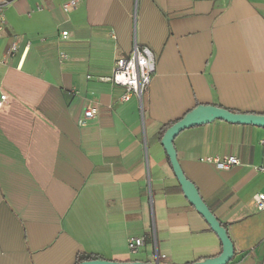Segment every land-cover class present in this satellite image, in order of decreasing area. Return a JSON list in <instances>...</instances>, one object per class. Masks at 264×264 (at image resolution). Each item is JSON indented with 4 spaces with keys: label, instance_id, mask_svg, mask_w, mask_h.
<instances>
[{
    "label": "crops",
    "instance_id": "0c3cea01",
    "mask_svg": "<svg viewBox=\"0 0 264 264\" xmlns=\"http://www.w3.org/2000/svg\"><path fill=\"white\" fill-rule=\"evenodd\" d=\"M64 1L0 0V264L217 255L220 239L184 196L158 131L200 103L264 113V0H77L70 12ZM134 44L155 55L141 105L98 78ZM86 105L96 114L83 120ZM263 137L264 127L215 119L173 140L233 243L227 264L264 262V209L252 203L264 193ZM208 155L239 163L219 169Z\"/></svg>",
    "mask_w": 264,
    "mask_h": 264
},
{
    "label": "water",
    "instance_id": "95a60500",
    "mask_svg": "<svg viewBox=\"0 0 264 264\" xmlns=\"http://www.w3.org/2000/svg\"><path fill=\"white\" fill-rule=\"evenodd\" d=\"M220 119L230 123L252 124L264 127V113L238 112L215 104H197L185 112L180 118L165 129L161 136V144L168 156L174 175L187 200L196 211L204 218L209 227L216 233L221 242V251L211 257L188 263H166L160 262L158 255L152 261L141 260H110L105 258H94L82 260L75 264H227L233 255V243L227 234L226 228L220 223L214 213L201 198L196 186L183 173L176 156L174 148V137L183 129Z\"/></svg>",
    "mask_w": 264,
    "mask_h": 264
},
{
    "label": "built area",
    "instance_id": "2783aa9c",
    "mask_svg": "<svg viewBox=\"0 0 264 264\" xmlns=\"http://www.w3.org/2000/svg\"><path fill=\"white\" fill-rule=\"evenodd\" d=\"M77 5V0H66L62 3L63 11L70 12ZM5 20L1 9L0 3V30L4 28ZM63 37L68 36V31H61ZM16 50L15 42H12L7 48V53L12 55ZM65 57L63 53H59V58ZM155 71V55L151 48L147 45L134 44L131 51L126 57H121L115 60L111 73L107 77H98L101 80H108L114 84L124 87V92L120 96L121 100H128L134 95L142 104V97L147 88L152 75ZM89 77V76H88ZM7 101V94L0 91V109L4 102ZM96 114V107L92 105L84 106L82 118L90 119ZM260 144L264 145V137L260 139ZM202 160L213 163L219 169H228L233 165L239 163V159L234 155L223 156H205ZM257 170L264 173V166L258 165L255 167ZM252 203L257 209H264V193L259 192L253 195ZM144 244L143 236H130L127 239L128 249L134 251ZM264 264V262L262 263Z\"/></svg>",
    "mask_w": 264,
    "mask_h": 264
},
{
    "label": "trees",
    "instance_id": "16d2710c",
    "mask_svg": "<svg viewBox=\"0 0 264 264\" xmlns=\"http://www.w3.org/2000/svg\"><path fill=\"white\" fill-rule=\"evenodd\" d=\"M232 110V109H230ZM232 111H236V110H232ZM239 112V111H238ZM177 120V119H176ZM176 120H172V121H169L167 123H164L162 124L160 130L158 131V135L161 137L163 132L165 131V129L167 127H169L173 122H175ZM94 258H101L97 255H94V254H88V253H79L77 254L76 256V262H79V261H82V260H88V259H94ZM75 262V263H76Z\"/></svg>",
    "mask_w": 264,
    "mask_h": 264
}]
</instances>
